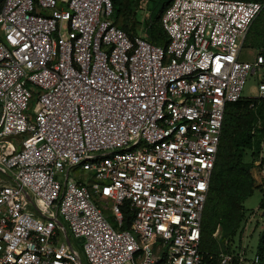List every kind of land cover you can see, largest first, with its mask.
<instances>
[{
    "label": "built area",
    "instance_id": "2783aa9c",
    "mask_svg": "<svg viewBox=\"0 0 264 264\" xmlns=\"http://www.w3.org/2000/svg\"><path fill=\"white\" fill-rule=\"evenodd\" d=\"M261 9L172 0L155 46L114 24L110 0H4L0 264H83L67 233L85 264L256 262L243 241L201 252L200 229L225 108L258 71L264 99L262 50L239 60Z\"/></svg>",
    "mask_w": 264,
    "mask_h": 264
},
{
    "label": "trees",
    "instance_id": "16d2710c",
    "mask_svg": "<svg viewBox=\"0 0 264 264\" xmlns=\"http://www.w3.org/2000/svg\"><path fill=\"white\" fill-rule=\"evenodd\" d=\"M3 1L0 0V9ZM146 1L148 0H110L113 9L112 21L129 37L140 36L137 14L139 10H142V3ZM240 1L256 2L262 5L245 39L250 46L262 50L264 55V0ZM171 2L172 0L148 1L150 13L146 17L141 36L148 43L155 46H163L166 43V35L161 27V17ZM258 120H264V99L241 97L225 108L216 160L201 217L200 250L203 253L215 255L220 251L232 252L235 244H241L242 240L239 238L243 234L238 233L239 238L236 243L234 237L247 211L243 203L254 191L253 178L250 174L253 161L258 158V151L253 150L254 132L257 133V139L264 137V126L260 129L256 127ZM247 154L251 159L249 163L244 162ZM260 161L261 167H264V158ZM259 209L264 211V196L259 202ZM124 214L123 228L128 229L130 216L128 213ZM217 226L224 231L219 240L220 248H217V242L213 238ZM254 255L257 261H251L249 264H264V227L259 234ZM232 264L242 263L234 260Z\"/></svg>",
    "mask_w": 264,
    "mask_h": 264
},
{
    "label": "rangeland",
    "instance_id": "374dc122",
    "mask_svg": "<svg viewBox=\"0 0 264 264\" xmlns=\"http://www.w3.org/2000/svg\"><path fill=\"white\" fill-rule=\"evenodd\" d=\"M149 1V0H148ZM146 1L145 3H142V10L138 11L137 14V21L139 22L138 25V33L140 37L143 34L144 31V23L146 21L147 15L150 13V4ZM258 48H254L249 45L248 40L245 39L244 44L242 46L241 52H240V61H247L252 62L256 56ZM261 71H258L254 74L248 75L246 78L244 87L241 92V96L243 98H255L257 96V88L258 83L262 79ZM32 111V101L30 102L29 112ZM264 126V120H258L256 123V127L258 129L262 128ZM256 132H254V139H253V150L258 151V158L261 156L264 158V137L258 138L256 136ZM255 159L253 163L257 160ZM251 159L249 158V155L244 157V162L249 163ZM258 161V160H257ZM261 166V165H260ZM258 169V168H256ZM255 169L254 164L250 168V174L253 178V185L252 189L254 190L250 197L246 198L243 206L245 209H247L244 221L240 224L236 231V235L234 237V242L236 243L238 241V233L241 232L243 236L239 238V240H242L243 243L246 246V256L248 259H251L254 255V250L257 244V240L259 237V234L261 230L264 227V211L259 209V202L264 196V186L261 185V176L258 174L259 171ZM75 177L78 176H85L84 174H81L77 171H74ZM0 176L5 178L3 174L0 173ZM68 177H72V172H69ZM31 211H35L32 206L29 207ZM104 217L108 220H111V213L110 211H104L103 212ZM236 221V220H235ZM224 234V231L221 229V227L217 226L215 233L213 234V238L217 242V248L221 247L220 243V236ZM68 240L73 247L75 251L78 252L79 258L83 264H85V259L82 254V251L80 249V242L76 239H74L69 233H67Z\"/></svg>",
    "mask_w": 264,
    "mask_h": 264
},
{
    "label": "water",
    "instance_id": "95a60500",
    "mask_svg": "<svg viewBox=\"0 0 264 264\" xmlns=\"http://www.w3.org/2000/svg\"><path fill=\"white\" fill-rule=\"evenodd\" d=\"M59 224V223H58ZM60 225V224H59ZM67 241V240H66Z\"/></svg>",
    "mask_w": 264,
    "mask_h": 264
}]
</instances>
